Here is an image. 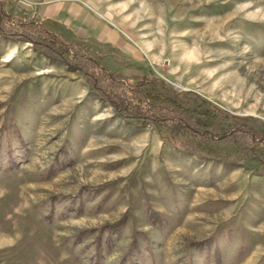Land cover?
I'll list each match as a JSON object with an SVG mask.
<instances>
[{
    "label": "rangeland",
    "instance_id": "obj_1",
    "mask_svg": "<svg viewBox=\"0 0 264 264\" xmlns=\"http://www.w3.org/2000/svg\"><path fill=\"white\" fill-rule=\"evenodd\" d=\"M39 17L110 70L264 131V0H78ZM119 116L55 53L0 33V264H264V176Z\"/></svg>",
    "mask_w": 264,
    "mask_h": 264
},
{
    "label": "trees",
    "instance_id": "obj_2",
    "mask_svg": "<svg viewBox=\"0 0 264 264\" xmlns=\"http://www.w3.org/2000/svg\"><path fill=\"white\" fill-rule=\"evenodd\" d=\"M0 33L30 41L35 50L47 49L68 66L79 70L84 81L114 111L126 119L154 124L156 129L178 137L181 150L199 154V145L216 141L234 146L233 155L218 157L223 163L249 164L264 176V131L243 119L214 107L192 91H172L153 77H129L102 65L83 46L50 28L43 21L12 14L0 0Z\"/></svg>",
    "mask_w": 264,
    "mask_h": 264
},
{
    "label": "crops",
    "instance_id": "obj_3",
    "mask_svg": "<svg viewBox=\"0 0 264 264\" xmlns=\"http://www.w3.org/2000/svg\"><path fill=\"white\" fill-rule=\"evenodd\" d=\"M39 17H69L75 20L77 16L85 19L88 16L84 4L78 0H36Z\"/></svg>",
    "mask_w": 264,
    "mask_h": 264
}]
</instances>
